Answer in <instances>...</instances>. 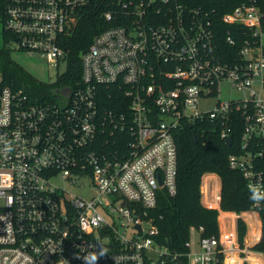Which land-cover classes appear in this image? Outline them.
Wrapping results in <instances>:
<instances>
[{
	"label": "built area",
	"instance_id": "obj_1",
	"mask_svg": "<svg viewBox=\"0 0 264 264\" xmlns=\"http://www.w3.org/2000/svg\"><path fill=\"white\" fill-rule=\"evenodd\" d=\"M197 1L0 0V45L63 65L57 80L80 11L105 4L73 85L35 94L0 73V264H264L254 249L264 234V10ZM184 122L207 123L232 148L228 166L252 202L219 210L217 235L191 227L177 250L156 240L148 213L161 190L176 193ZM207 174L201 203L219 208L220 179ZM245 215L260 227L254 242L238 239Z\"/></svg>",
	"mask_w": 264,
	"mask_h": 264
},
{
	"label": "trees",
	"instance_id": "obj_2",
	"mask_svg": "<svg viewBox=\"0 0 264 264\" xmlns=\"http://www.w3.org/2000/svg\"><path fill=\"white\" fill-rule=\"evenodd\" d=\"M239 0H204L219 12L228 10ZM202 2V0H199ZM198 1L195 0V4ZM264 10V0H258ZM100 8L95 3L88 4L80 11L72 38L65 39L63 47L68 50L69 67L63 72L55 85H73L79 78V54L91 42L92 37L102 28L104 22ZM11 51L0 45V73L4 84L13 89L25 88L35 94L49 92L52 84H33L27 73L10 58ZM177 146V180L176 193L171 196L166 191L158 193L157 205L149 211L148 216L156 226V240L172 249H183L189 237L191 227L203 226L207 235L218 234L219 210L240 213L247 210L252 202V195L245 185L241 174L228 166L227 156L232 148L220 140L215 131L209 129L207 123L184 122L174 134ZM206 173L216 174L220 179L219 208H208L201 203L200 185ZM248 220V216L245 215ZM249 234L253 238L255 232L248 224ZM238 239L246 230V223L238 219L236 223ZM249 237V238H250ZM254 249L264 252V234Z\"/></svg>",
	"mask_w": 264,
	"mask_h": 264
},
{
	"label": "rangeland",
	"instance_id": "obj_3",
	"mask_svg": "<svg viewBox=\"0 0 264 264\" xmlns=\"http://www.w3.org/2000/svg\"><path fill=\"white\" fill-rule=\"evenodd\" d=\"M10 58L13 60V62L22 68L27 75L31 78L32 83L35 84H53L57 80V74L63 70V65H59L58 68L55 66L47 64L44 60L37 58V57H28L25 54H20L19 52H11ZM45 93H49L47 91H44ZM228 93H223V97H227ZM209 184H213L214 186H218V181L215 179H207L205 180ZM70 191L73 192L74 194H77L81 197L88 198L90 196L95 195L94 191L90 189V186L88 187H78V186H70L69 187ZM223 214L228 215L223 212ZM245 218V216H244ZM223 225L222 227H225L227 229V234L230 232L231 233V225H230V218H225L223 217ZM246 220V219H245ZM250 226L253 227V231L256 233L253 238L248 237L250 235L249 233V228L246 225V230L245 233L242 237V242L244 241L245 243L249 242H254L257 236L260 233V227L258 223L255 221V218L249 217L248 220H246ZM194 235V234H192ZM238 235V234H237Z\"/></svg>",
	"mask_w": 264,
	"mask_h": 264
},
{
	"label": "crops",
	"instance_id": "obj_4",
	"mask_svg": "<svg viewBox=\"0 0 264 264\" xmlns=\"http://www.w3.org/2000/svg\"><path fill=\"white\" fill-rule=\"evenodd\" d=\"M207 175H209V176H211V177H218L217 175L212 174V173L207 174ZM218 179H219V177H218ZM223 212L226 213V214H227V213H230V212H228V211H220V214H221V215H225V214H223Z\"/></svg>",
	"mask_w": 264,
	"mask_h": 264
},
{
	"label": "water",
	"instance_id": "obj_5",
	"mask_svg": "<svg viewBox=\"0 0 264 264\" xmlns=\"http://www.w3.org/2000/svg\"><path fill=\"white\" fill-rule=\"evenodd\" d=\"M227 143L230 144V138L227 139Z\"/></svg>",
	"mask_w": 264,
	"mask_h": 264
}]
</instances>
